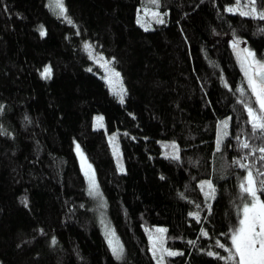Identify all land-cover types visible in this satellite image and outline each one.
<instances>
[{
	"label": "trees",
	"instance_id": "1",
	"mask_svg": "<svg viewBox=\"0 0 264 264\" xmlns=\"http://www.w3.org/2000/svg\"><path fill=\"white\" fill-rule=\"evenodd\" d=\"M64 2L67 18L48 0H0V261L157 264L146 229L161 225L164 245L178 253L164 264H231L230 236L248 198L240 185L249 169L240 164L259 186L264 154L252 149L264 138L252 132L246 105L256 103L230 41L264 59V20L240 14L250 0ZM256 8L264 11V0ZM85 45L120 73L123 102ZM46 67L49 78L41 75ZM97 114L105 128L94 127ZM77 143L123 260L96 217Z\"/></svg>",
	"mask_w": 264,
	"mask_h": 264
},
{
	"label": "snow or ice",
	"instance_id": "2",
	"mask_svg": "<svg viewBox=\"0 0 264 264\" xmlns=\"http://www.w3.org/2000/svg\"><path fill=\"white\" fill-rule=\"evenodd\" d=\"M154 3L157 0H153ZM250 7L248 11H241V15H252L257 16L259 19L264 20V11H261L257 14L256 0H250ZM56 7L59 8L60 14L64 15L66 9L63 4V0H56ZM247 7V5H246ZM228 11L232 12L234 9L229 8ZM156 15L155 13H153ZM67 18V17H65ZM70 22V21H69ZM163 23V20L159 21ZM44 30L41 27V35L43 36ZM239 41L234 42V47H238ZM86 48H91V45H85ZM246 57H250L247 61V68L245 69V75L247 76V85L251 89L252 95L255 97V103L259 105V109L256 110L250 105H246L248 116L251 118L250 123L252 127V132L256 133L257 130L261 132V138H264V60H258L255 58V53L245 50ZM114 72V75L119 76L118 72ZM41 75L44 78H49L51 75V68H44ZM241 93L244 92V88L241 87L238 89ZM121 102H123V96H121ZM102 118L97 117L98 127H103L102 123H99ZM223 128H227V122H223ZM226 135L227 133H223ZM239 140V137H237ZM221 139H218L216 142L217 151L220 150ZM242 148L249 149L250 144L247 141L242 142ZM175 151L176 155L173 156V159H179L178 155V146L173 144L171 146ZM77 151L79 152V145H77ZM264 154V147H259L252 149V155H255L256 152ZM82 156V153H81ZM261 160H264V155H261ZM241 168L249 169L247 172V179L245 183L240 185L243 193L250 197V200L246 203H243L240 214L241 218L238 220V226H236L230 236L231 247L227 249L229 252L228 259L231 264H264V200L260 198L261 194H264V180L259 181V186L257 181L254 178L252 170L247 164L241 163ZM88 168L91 169V165H88ZM123 170V169H121ZM258 175L264 176V172L257 171ZM89 177V189L88 194L93 197H98L101 194L98 190V184L95 181L94 173L89 174L85 173ZM209 189L212 188L210 182H205ZM204 185H201L203 188ZM207 195V193H206ZM157 232L163 233L166 229H157ZM207 235V233H204ZM150 239H152L150 237ZM109 244L112 246V251L114 255L120 259L123 256V246L118 243H114L112 239H109ZM220 248H224V244H219ZM153 256L156 257L157 251L161 253L167 252V255L174 256L178 253L168 251L167 249H157L156 240L153 239L152 243ZM208 255H216L213 252H209ZM224 259V257H220ZM163 260V255L161 254L157 260V264H161Z\"/></svg>",
	"mask_w": 264,
	"mask_h": 264
},
{
	"label": "rangeland",
	"instance_id": "3",
	"mask_svg": "<svg viewBox=\"0 0 264 264\" xmlns=\"http://www.w3.org/2000/svg\"><path fill=\"white\" fill-rule=\"evenodd\" d=\"M63 4H64V7L66 9L64 0H63ZM48 5H49V8L51 9V11L56 16L64 17V18L66 17V13L64 15L60 14L59 8L56 7V0H48ZM236 41H239L238 47H234L233 46L234 42H236ZM230 46H231L233 55L235 57V60H236V62L238 64V66L240 67V69L242 71V74L244 76L245 82L247 84V76L245 75V69L247 68V61L249 59H251V58L250 57H246L245 50H248V51H251V52H253V50H251L242 40H239V39H234V40L230 41ZM88 51L92 55L93 60L101 67L103 75H104V78H105V80H106L111 92H113L120 101H121V96H123V101H124L126 93H125L124 82H123V79H122L120 73L116 69H114V67L112 66L111 62L105 56H103L101 54H96L92 47L88 48ZM255 58L258 59V60H264V59L258 58L256 56V54H255ZM113 70L115 72H118L119 76L114 75ZM254 99H255V97H254ZM255 109L256 110L259 109V105L258 104H256V108ZM97 117L102 118L101 121H99V123H102L103 127H98ZM93 125H94L95 128H98V129L105 128V121H104L103 116L100 115V114L95 115L94 116ZM109 141H110V144H111V147H112V151H113V154H114L115 161L117 163L118 169H119L120 172H123V171L126 170V168H125V164H124V161H123V158H122V152H121L120 144L118 142L117 135L115 133H109ZM77 145H79V144L78 143L76 144L75 151H76V154H77V157H78V160H79V164H80L82 173H83V175H84V177L86 179V182H87V189H89V177H88V175H85V173L88 172L90 175L94 173L95 181L98 184L96 173H95V170L93 168L92 163L90 162V160L88 159L87 155L85 154V152L83 151V149L81 148L80 145H79V152L77 151ZM81 153H82V156H81ZM88 165H91V169L88 168ZM121 169H123V170H121ZM247 172L245 174L243 183H245V181L247 179ZM98 190H99V193L101 195L98 196V197H93V196H91V197L94 200V208H95V212H96V217L98 219V222L100 223L102 231L105 234L108 243H109V239H112L114 243H118L119 245L123 246L122 241H121L118 233L116 232L115 228L111 224V222H110V220L107 217V214L105 212L106 203L104 201L103 194L101 192V189H100L99 185H98ZM249 200H250V197H248L247 200H244L242 202V204H241V207H242L243 203H246ZM240 218H241V214H240ZM157 229H166V228L164 226L157 225V226H154L152 228H147L146 229L147 230L146 231L147 232V236H148V239H149L150 249H151L152 253H153V250H152L153 239L156 240L157 249H160L162 247L163 249H167L168 251L177 253L176 250L167 248L164 245L165 232H163V233L157 232L156 231ZM150 237L152 239H150ZM110 247L112 249L111 245H110ZM161 254L163 255V260L161 261V264H164L165 257L169 256V255H167V252L161 253L158 250L157 251V255L155 257V260L157 262V260H158V258L160 257ZM123 258H124V252H123L122 258H120L119 260H123Z\"/></svg>",
	"mask_w": 264,
	"mask_h": 264
},
{
	"label": "water",
	"instance_id": "4",
	"mask_svg": "<svg viewBox=\"0 0 264 264\" xmlns=\"http://www.w3.org/2000/svg\"><path fill=\"white\" fill-rule=\"evenodd\" d=\"M0 264H3V263L0 261Z\"/></svg>",
	"mask_w": 264,
	"mask_h": 264
}]
</instances>
